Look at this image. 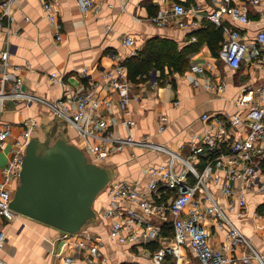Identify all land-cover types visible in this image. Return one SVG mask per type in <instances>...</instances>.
I'll use <instances>...</instances> for the list:
<instances>
[{"label":"crops","instance_id":"crops-1","mask_svg":"<svg viewBox=\"0 0 264 264\" xmlns=\"http://www.w3.org/2000/svg\"><path fill=\"white\" fill-rule=\"evenodd\" d=\"M53 1L59 5L62 26L60 39L55 37L54 27L46 17L43 0H15L16 20L10 29L0 31V48L10 51L9 82L15 75L22 74L25 88L51 100L60 98L67 85L72 91L84 89L90 91L95 98H109L112 103L103 104L100 110L111 119L115 131L122 135L128 132H132L135 137L149 135L151 139L186 154L194 135L206 130L215 131L213 120L211 117L204 118V113L226 117V114L238 109L235 101L244 87L255 86L264 81L262 63L245 62L238 69H234L222 58L221 49L227 35L224 25L233 27L237 22L228 14L223 16L222 24L208 18L207 12L214 7L212 0H107L86 14L79 0ZM172 1L182 2L187 7L199 5L201 11L198 15L201 17L198 23L189 26L172 22L167 25L157 24L155 16L158 10ZM259 8L264 9V0ZM252 16H259L258 8L253 11ZM257 27L258 25L246 27L253 39ZM214 28L222 31L217 53H213L205 38L203 41L199 38ZM127 35L134 37L137 45L135 51L134 45L124 42ZM150 39L165 40L176 52H186L188 65L182 70L171 67L169 69L166 66L164 74L160 69L154 68L148 76L134 82L128 76L125 60L143 49ZM171 55L169 52V56ZM173 56L176 57V54ZM117 63L124 64L129 84L130 99L125 109L119 105L121 91L103 80L99 74L102 69ZM196 66L203 67L204 71H197ZM84 68L90 70V75H83ZM3 71L4 65L0 58V72ZM53 71L63 75L67 85L52 79ZM209 81L224 83V87L210 89ZM162 116L167 117L164 129L160 128ZM0 117L12 124V134L0 149V167L7 165L16 140L22 138L23 120L37 119L41 125L34 133L38 135H43V130L57 123V117H54L45 104L39 102L16 103L9 100ZM126 117H131L134 121L132 131L123 124ZM59 120L66 122L62 118ZM55 129L58 128L55 126ZM65 129L68 138L77 140V130L74 127L68 126ZM243 131V126L228 128L233 138L242 135ZM167 159L168 155L164 153L127 146L109 156L105 164L116 168L117 178L146 184L150 179L148 168ZM4 181V174L0 171V182ZM217 193L225 205L227 199L218 189ZM104 194L101 207L110 203L107 191ZM246 199V211L239 219V225L253 245L264 253V189L247 192ZM124 205L129 203L125 202ZM146 218L157 223L151 216ZM0 228L6 230L8 235L0 251V258L7 264H86L82 251L77 247L65 246L63 230L55 226L19 214L10 221L0 218ZM91 228L103 235L102 251L106 264H156L153 252L162 246L173 244L172 226L167 222H162V239L144 243L151 253L138 248L137 242L122 243L111 239L107 232V222L102 218ZM209 228L214 244H219L226 238L225 229H220L214 223ZM60 249H63L65 255L73 254L75 260L65 262L62 258L57 261L54 252ZM162 264L203 263L186 243L179 255L166 253Z\"/></svg>","mask_w":264,"mask_h":264},{"label":"built area","instance_id":"built-area-1","mask_svg":"<svg viewBox=\"0 0 264 264\" xmlns=\"http://www.w3.org/2000/svg\"><path fill=\"white\" fill-rule=\"evenodd\" d=\"M84 13L97 9L99 3L107 0H79ZM15 0H0V31L15 22ZM214 7L206 16L222 24L228 14L237 22L235 26H225L226 39L221 56L232 68L238 69L245 62H260L264 65V9L259 8L262 0H212ZM112 5V4H111ZM46 17L54 27L55 37H62L59 20V5L53 0H43ZM254 8V9H252ZM259 16L253 17L255 9ZM199 5L186 6L172 1L163 5L155 16L160 25L177 23L181 26L195 25L201 17ZM28 18V17H26ZM258 25L256 36L250 37L246 27ZM127 45L137 48L135 39L127 35ZM10 51L0 48V58L4 71L0 72V113L7 101L39 102L45 104L54 117L62 118L76 128L80 136V146L87 152L91 161L105 164L106 159L127 146L140 147L168 155V159L148 168L150 179L146 184L126 178H112L105 190L110 203L100 208L98 218L107 222L108 236L118 242H137L138 248L148 253L151 250L145 242L162 239V222L172 226L173 244L162 246L153 252L156 264H162L166 253L179 255L181 248L188 243L203 264H264V253L251 242L239 225V219L246 211V194L249 191L264 189V81L258 85L246 86L236 98L238 109L221 117L218 114L204 113L211 117L214 132L206 130L194 135L188 153L183 154L172 147L157 142L149 135L135 137L132 132L120 134L113 128L111 119L103 114L101 106L112 100L95 98L90 91H72L63 75L53 71L51 78L67 85L63 95L51 100L24 87L25 79L17 74L9 82L11 62ZM203 72L201 66L195 67ZM84 76L90 70H82ZM115 89L121 91L119 105L128 107L130 92L124 64L100 71ZM224 83L208 82V88L221 89ZM166 116L161 117L160 128L164 129ZM124 126L132 131L131 117L123 120ZM22 138L17 139L9 162L0 171L5 181L0 182V218L13 220L20 212L11 206L16 183L20 177L25 145L39 127L35 118L21 122ZM243 126L245 131L238 137H231L230 127ZM12 134L11 122L0 117V149ZM197 137V139L195 138ZM217 189L227 199L222 204ZM129 205H124V203ZM229 210L233 211L232 214ZM151 216L157 220L151 222ZM214 223L225 229L226 238L219 244L211 241L209 225ZM65 246L77 247L82 251L86 264H106L103 254V235L86 226L75 233L62 232ZM7 232L0 228V251L7 240ZM57 261L75 260L73 254H64L63 249L54 252ZM0 264H7L0 258Z\"/></svg>","mask_w":264,"mask_h":264},{"label":"water","instance_id":"water-1","mask_svg":"<svg viewBox=\"0 0 264 264\" xmlns=\"http://www.w3.org/2000/svg\"><path fill=\"white\" fill-rule=\"evenodd\" d=\"M53 127L33 134L25 145L11 206L21 214L75 233L97 221L95 201L117 174L91 161L87 152Z\"/></svg>","mask_w":264,"mask_h":264},{"label":"trees","instance_id":"trees-1","mask_svg":"<svg viewBox=\"0 0 264 264\" xmlns=\"http://www.w3.org/2000/svg\"><path fill=\"white\" fill-rule=\"evenodd\" d=\"M196 33L199 34L200 32ZM203 36L204 37H199L201 41L205 38L213 53H217L220 47L218 42L222 39V31L215 28L209 29ZM149 41L137 54L130 55L125 60L128 76L134 82L140 81L145 78V76H148L150 70L154 68L160 69L161 73L164 74L166 66L169 69L171 67L182 70L188 65L186 52L185 54L176 52L175 48L169 46V43L165 40L159 41L158 39H150ZM169 52L172 53L171 56H169ZM173 54H176V57H174Z\"/></svg>","mask_w":264,"mask_h":264},{"label":"rangeland","instance_id":"rangeland-1","mask_svg":"<svg viewBox=\"0 0 264 264\" xmlns=\"http://www.w3.org/2000/svg\"><path fill=\"white\" fill-rule=\"evenodd\" d=\"M60 119V118H59ZM59 119H57L56 118V120H57V125L55 124H53V131H52V133H53V136L55 135V126L58 128V129H62L63 131H65V133H66V127H68V126H71V127H73L71 124H69L67 121L66 122H60V120ZM58 122L59 123H61V124H58ZM55 123V122H54ZM38 125H41L40 124V122L38 123ZM75 129V131H76V128H74ZM77 132V131H76ZM67 135V134H66ZM77 135H78V138H77V140L75 139H70V138H68V136H67V138L70 140V141H72V142H75V143H77V144H79L80 145V136H79V134H78V132H77ZM106 192V190L104 189V191L102 192V193H100L99 195H98V197H97V199H96V201H95V204H94V207H95V209H96V211H97V216H98V212H99V210H100V208H101V205H102V201L104 200V197H105V193ZM98 217H97V221H98ZM96 221V222H97ZM96 222H94V223H96ZM94 223H92V224H90L89 226H92ZM131 264H135V263H131Z\"/></svg>","mask_w":264,"mask_h":264}]
</instances>
